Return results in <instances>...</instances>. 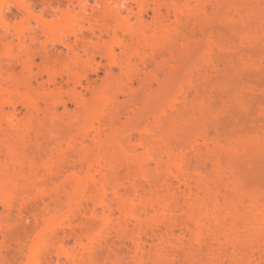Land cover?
<instances>
[{
  "label": "bare ground",
  "instance_id": "1",
  "mask_svg": "<svg viewBox=\"0 0 264 264\" xmlns=\"http://www.w3.org/2000/svg\"><path fill=\"white\" fill-rule=\"evenodd\" d=\"M90 1L68 0L69 5H73V9L65 11L66 13L62 16L63 23L69 25L71 20L75 22L78 20L77 15H80L88 26L82 24L79 32H72L74 40L65 38L66 40L58 41V43L68 48L74 62L70 59L69 61L75 63L76 67L85 65L90 68L96 61L99 51L103 52L100 57L113 59L117 63L120 57L118 58L117 51L112 46L116 41L113 40L115 43L110 42V45L105 39L106 36L111 35L112 28L109 22L114 21L116 27L113 28L114 38L119 39L121 34L119 31L123 30L122 41L119 39L118 45L115 44L121 48L122 63L118 65L121 66L119 69L122 70L123 78L121 76L120 79L118 78L119 84L115 77L121 74L119 72L117 75L113 68L106 72L109 77L106 76L109 80L115 78L117 87L114 85L116 82L112 84L110 81H107L109 85L104 86V89H102L103 84L94 87L90 82L92 76L89 78L90 76L85 74L87 69L83 73L84 76L79 77L81 75H76V71L71 69L69 71L70 66L67 68L70 73L66 76L63 74L69 88V96L67 95L69 99L68 101L60 99L61 94L59 96L58 94H63L66 90H64L63 82L60 81L62 75L59 77V73H55L53 70L55 67L53 68L52 65L56 62L63 63L64 66L67 64L64 63L63 58L54 57L47 47L38 49L43 59L42 67L39 68L41 71L38 70L37 73L38 77L32 73L36 61L31 54V56L24 54L26 58L21 56L16 60L18 61L16 65L19 63L36 77L33 78L34 80L31 79L32 75L28 80L15 75L14 63L9 65L8 77L4 78L3 73L6 71L2 72L3 67L0 65V95L2 97L0 100V208L3 207L5 210L3 212L11 222L21 223L26 236L33 237L29 246V256H27L30 263L264 264V187L247 189L239 180L238 170L235 171L236 162H233L239 156L248 153L247 150H252L251 146L264 145V136L256 131V133L247 134L246 137L238 136L235 142L232 138L225 140L217 137L218 135L213 136L208 128L210 126L206 127V125L214 120L206 123L207 115L205 114L208 113L206 109L210 110L209 107L207 108L209 106L207 100L213 98L218 91L222 93L227 91L226 88L225 90L211 83L212 79L219 77L228 66L233 65L235 58L240 59L248 69L255 70L262 67L263 61L259 63L252 56L251 50L259 44L264 47V12H262L264 9L254 12L251 8L246 9L242 6L243 4L234 3L235 6L234 4L232 6V0H96L94 3L97 6L92 4V7ZM25 6L23 7L26 12L31 11ZM150 9H152V17L149 21ZM254 15H259V21L255 22ZM58 16L57 18L60 17ZM212 16L222 19L226 17L224 18L226 25L229 24L228 26L232 27L228 28L240 32L239 42H228V45L223 43V40L216 35L218 30L212 23L214 19ZM45 17L39 15V25L36 26L41 34H44L43 36L49 37L53 34L49 37L53 39L56 37L54 33L59 32L56 26H60L59 23L62 20L59 22L58 19L57 25V19L53 18L54 16L52 17L54 22L49 20L51 23L48 22V17L47 19ZM219 18H217L218 22L221 20ZM132 19L135 22H132ZM4 30L8 33V29L4 28ZM21 30L10 34L11 38L8 34L1 33L0 46L7 45L11 48L16 39L23 48L27 46L28 39L32 41L31 44L42 41L39 31L30 33L31 31ZM63 30L64 28L61 29ZM199 41L202 44H199ZM46 42L47 40L43 41V43ZM193 44L203 49V54H200L199 61L193 64V70L189 68V71H192L189 73L190 78L187 79L186 85H180L179 89L177 85L173 88L175 86L173 85L170 88L173 89L166 92L169 94L164 100L167 84L175 82L168 78L174 79L176 76L178 79L177 74L184 69V64L180 60L183 59L184 54L192 51L195 46ZM112 65L110 66L113 67ZM167 67L169 69L166 73L163 69ZM90 69L89 71L93 70V68ZM161 71L167 74H164L165 78L161 77ZM168 80L170 82H166ZM33 81L39 84L38 89ZM135 82L139 85L136 86L137 89ZM9 83H12L11 88L7 86ZM154 84L158 86L156 89ZM109 86L114 90L113 95L108 93ZM80 88L90 90L94 101L86 99V94ZM33 89L38 96L31 94ZM250 90L257 91V88ZM10 91H13V95H9ZM172 91H175V94H171L170 97ZM142 92L147 94V96L144 95L146 99L143 97L144 101L141 99ZM17 93L19 96L22 95L20 101L11 97ZM159 96L164 98H161L163 102ZM157 99L161 101V104H157ZM87 100H91L92 104ZM43 102L44 109L41 104ZM70 103L79 110H76L78 112L76 117H74L76 114H71L70 117L75 118L74 121L71 119L73 121L71 125L74 127V133L78 131L79 138L76 135L78 140L73 137L76 141L74 142L73 139L70 143L67 141V147L64 146V149L61 146L63 142L61 135L64 133L60 134V132V135L55 137L61 136V142L57 137V141L54 139L55 142L50 148L55 152L60 145L61 151L57 149V153L61 152L63 156L57 157L62 158L61 164L56 163L53 167L54 164L51 162L53 163L52 160L55 159H52L54 152L47 155L50 151L47 150L48 152L45 151L47 154L44 153L49 156L48 159H51L50 164L53 166L46 169L47 175L42 173L41 176L40 173H34L32 168L35 169L38 166L37 161L30 158L28 160L32 152L27 147L33 129L36 135H34L36 141L33 147L40 149L42 144L41 129L33 128L37 114L47 113L46 115H50L51 118L53 114L51 115L50 111L55 112L60 105L65 108V111H69L67 113H71L73 111L68 109ZM153 103L159 105L158 108L154 109L156 105ZM20 105L29 112L28 122L26 120L25 124L22 123L23 125L17 116ZM152 105L154 106L149 108ZM99 106H102V109ZM93 108L97 109V113L94 114ZM56 113L57 111L54 116L57 117ZM142 115H145V119H142L145 122L142 125V122L138 121V124L142 125L137 127L136 132L139 136L130 133L132 129L122 131L124 125L131 124L132 120ZM198 116H205L206 119L203 120L201 117L204 121L202 122L199 120L201 118L197 119ZM262 117L263 122L264 116ZM70 118L66 120L70 122ZM123 118L127 120H124L126 122L122 123L121 127L119 122L123 121ZM214 118H217L216 122L219 121V117ZM46 119L48 118L45 117V123L48 122ZM197 123L206 128L200 127L203 131L200 129V131L191 132L190 126ZM138 124L135 123V125ZM46 125L50 126V124ZM39 126L41 128V125ZM211 127H214V124ZM53 128L55 129H52V132L56 130V127ZM179 130L182 135H186L183 137H189L187 134L190 130L191 134L195 133V137L190 135L193 138L189 137L186 141L178 133V136L186 143L178 142V138L177 141L170 142L172 140H168V137L172 136L171 139H173ZM182 130L187 134H183ZM261 130L264 132V126ZM70 131L72 136L73 130L70 129ZM50 134L52 133L49 132L48 136ZM104 135L105 138H103ZM27 150L31 152L29 155ZM62 150L65 152L62 153ZM188 151L194 153L196 160L195 163L192 161L194 164L189 160ZM69 153H71L70 156ZM26 160L30 167L26 166V168L22 165L23 162L27 164ZM46 164L49 165V162ZM34 165L37 166L34 168ZM20 167H24L27 171ZM38 168L40 167L38 166L37 170L42 169ZM59 211L65 212H62L64 216L60 213L64 219L59 216ZM5 215L4 218L9 221ZM48 215L50 218L47 217ZM55 216L58 218L55 219ZM60 218L62 221L65 220L63 224H57L62 222ZM5 219H0V236L6 239L8 238L6 234L9 235L6 233L7 230H13L16 225L9 226L12 223L8 225ZM3 223L9 226L7 227L9 229L3 227ZM71 239L74 242L72 244ZM3 240H1L2 243H4ZM2 243L1 247L7 250L6 243ZM1 247L0 252L4 251ZM98 247H103L102 254H99L102 250Z\"/></svg>",
  "mask_w": 264,
  "mask_h": 264
},
{
  "label": "rangeland",
  "instance_id": "2",
  "mask_svg": "<svg viewBox=\"0 0 264 264\" xmlns=\"http://www.w3.org/2000/svg\"><path fill=\"white\" fill-rule=\"evenodd\" d=\"M94 1L96 2V0H91L90 1V3H91V7H92V4H93V6H97L96 5V3H94ZM124 1H126V0H124ZM259 2V3H258ZM74 3H76V2H74ZM124 3H126V2H124ZM232 3V4H231ZM230 4L233 6V4L235 3H239L238 5H242V6H244V7H246V9L248 8H251L252 9V11H254V12H256L257 10H261V9H264V0H262V1H260V0H232V2H231ZM235 4H234V6H235ZM26 5V6H25ZM52 5V6H51ZM71 5V4H70ZM69 5V2H68V0H0V34L2 33V34H4V33H6V34H8L9 36H10V38H11V35L12 34H15V32H17V31H19L20 29H22L21 31H31L30 33H32V31L34 32V31H39L38 33H39V35H40V40H42L40 43L38 42V43H32L31 44V40H29L28 39V43H27V46H24V48L18 43V41H17V39L15 40V43H14V46L12 45V47L11 48H9V46H0V65H1V67H3L1 70H3L2 72H5V73H3V75H4V78H7L8 77V71H7V68H9V65L10 64H17V62H16V60H18V59H20L21 58V56H22V58H26L25 57V55L27 54L28 56H31V57H34L33 59L36 61L35 62V67H33V71L34 72H32L33 74L35 73V75L38 77V72L39 71H41L40 69V67H42V57H41V54H39L40 53V51H38V49H39V47L41 48V47H47V49H48V51L54 56V57H60V58H63L64 60H65V62H64V60H63V62L65 63V64H67V66H64V64L63 63H59V62H56L54 65H52V67L54 68H52L53 70H55V73L56 74H58L59 75V77H60V75H62L61 77H60V81H61V83L63 84V86H64V90H66V92H67V94H65L66 92H64L63 94L62 93H59L58 94V96L61 94V98L60 99H62V100H64V99H66L67 101H68V99H69V94H68V87H67V80H66V74L68 75L69 73H68V69H69V71H70V69L71 70H73L74 72L76 71V75L78 74V75H81V76H79V77H82V76H84V72H86V70L85 69H87V72L85 73L86 75H88V77L89 78H91V76H92V79H91V81L90 82H92L91 84L95 87H98V86H100V85H102L103 86V88L102 89H104V86L105 87H107V85H109V82L107 83V81H110V83H115L116 82V79L118 80L117 82H119L120 80V78L123 76L121 73V71L122 70H120L119 68H121V66L119 67V65L122 63L121 61L122 60H120V59H122L121 57V48L119 47V46H117L118 44H117V42H119L120 40L122 41V39H123V33H122V29H121V31H119V33L121 32V34H120V36H119V39L118 38H114V34H113V28H116L115 26H114V21H110L109 23L111 24V35L110 36H106V40H108L107 41V43L108 44H110L111 45V43L113 44V42L114 41H116V43L115 44H117V45H112L113 47H115V49H116V51H117V54H118V61H117V63H115L114 62V60L113 59H107V58H104L103 59V57H100L101 56V54H103V52L101 51H99V54H98V56L96 57V61L93 63V65L91 66L92 68H93V70H91L90 68H88V66L87 67H85V65L84 66H80V67H76L77 65L75 64V63H71V62H74V61H72L73 60V58L71 57L72 56V54H71V56H70V52H69V50H68V48L67 47H65L62 43L60 44V43H58V41H61V40H66V39H70V40H74L75 38H74V35L72 34V32H79L80 30H81V28H82V26L83 25H85V26H88V24L87 23H85V21L83 20V17H80V15H77V17H76V15L74 16V17H76V19H78V20H76L75 22H76V24H75V22H73L72 20H71V23H69V25L66 23V24H64L63 23V18H62V16L71 8V9H73V5H71L70 6ZM76 5V4H75ZM78 5V4H77ZM90 5V4H89ZM230 5V6H231ZM23 6H25V7H27L26 9H30L31 11H27L28 12V14H26L27 12L25 11V9H24V7ZM231 6V7H232ZM69 7V8H68ZM100 7V6H99ZM98 7V8H99ZM259 7H261V8H259ZM33 8V9H32ZM77 8V7H76ZM256 10H255V9ZM68 9V10H67ZM100 9V8H99ZM101 10V9H100ZM250 10V9H249ZM259 10V11H260ZM2 11V12H1ZM66 11V12H65ZM262 11V10H261ZM30 12H33L34 14H32L31 15V13ZM262 12H264V10L262 11ZM2 13V14H1ZM45 14V15H44ZM51 14V15H50ZM53 14H55V15H53ZM58 14H59V16H58ZM19 15V16H18ZM39 15H40V17H41V15L42 16H46L45 18L47 19V17H48V22L49 23H51V22H54L53 21V18H55V19H57L56 21H57V25H58V23L60 22V20H62L61 21V23H63V25L61 24V23H59L60 24V26L58 25V26H56V27H58L57 29H58V31L59 32H57L56 34H58V35H56L55 33H54V36H56V37H54L53 39H52V37L51 38H49L50 37V35H49V37H46V36H43L44 34H41V32H40V30H38V26H36V25H39V21H38V19H40L39 18ZM152 15V9H150V11H149V17H148V20L150 21L151 19H150V17H152L151 16ZM30 16V17H29ZM51 16V17H50ZM54 16V17H53ZM57 16L59 17V18H57ZM36 17H38V18H36ZM53 17V18H52ZM215 16H212V19L214 18ZM217 17V16H216ZM221 17V16H220ZM217 18H219V17H217ZM217 18H214L213 19V22L212 23H214V27H216V30H218V31H216V35H217V37L220 39V40H223L222 42L223 43H225L226 45H228L229 43L228 42H231V43H237V42H239V40H240V32H237V31H235L234 29L232 30V29H230V28H232V27H230V26H228L229 24H227L226 25V19L224 20V18H226V17H223V19L222 18H219V19H221V20H219V22H218V20H217ZM54 19V20H55ZM58 19H59V22H58ZM49 20H52L51 22L49 21ZM73 20H74V18H73ZM112 20V19H111ZM254 20H255V22H257V21H259V15H254ZM37 22V23H36ZM132 22H135V20L134 19H132ZM5 23H8L7 25L5 24ZM56 23V22H55ZM55 23H53V24H55ZM74 23V24H73ZM79 23V24H78ZM33 24V25H32ZM83 24V25H82ZM115 24H116V22H115ZM4 25V26H3ZM65 25V26H64ZM213 25V24H212ZM33 26V27H32ZM55 26V25H54ZM72 26V27H71ZM81 26V27H80ZM228 27H230V28H228ZM4 28H6V29H8V33L7 32H5L6 30H4ZM64 28V32L63 31H61V29H63ZM75 28V29H74ZM31 29V30H30ZM36 29V30H35ZM60 29V30H59ZM13 30V31H12ZM67 30V31H66ZM214 30H215V28H214ZM57 31V30H56ZM61 31V32H60ZM69 31V32H68ZM14 32V33H13ZM28 32V33H29ZM237 32V33H236ZM69 33V34H68ZM1 34V35H2ZM11 34V35H10ZM239 36H238V35ZM0 35V36H1ZM53 35V34H52ZM51 35V36H52ZM58 36V37H57ZM113 36V37H112ZM63 37V38H62ZM71 37V38H70ZM47 38H49V39H47ZM58 38V39H57ZM66 38V39H65ZM116 39V40H115ZM47 40V42L46 43H43V41L45 42ZM57 41V42H55V41ZM95 40V39H94ZM114 40V41H113ZM200 40V39H199ZM53 41V42H52ZM96 41V40H95ZM198 41V40H197ZM201 41V40H200ZM200 41H199V44H202V42L200 43ZM111 42V43H110ZM228 43V44H227ZM196 44V43H195ZM195 44H193V45H195ZM43 45V46H42ZM196 45H198V43L196 44ZM194 46V48H192V51L190 50L189 52H187L186 54H184V56H182L183 57V59L181 58V62L184 64V66H183V64H182V66L184 67V69H182V70H180V71H183L182 73L179 71V73L177 74V76H178V79H177V77L175 76V78L173 79H171V78H168L169 80H171V81H175L174 83L173 82H170L169 80L168 81H166V82H170V83H168L167 84V86L168 87H166L167 88V90L165 91V93L167 92V91H171L173 88H176V85H177V87H178V89H179V86L180 85H186L185 83L189 80V78H190V72L193 70L192 68L194 67V65L199 61L198 60V58H199V56L201 57V55L200 54H203V49L201 50V49H199L197 46ZM33 46V47H32ZM203 46H204V44H203ZM258 46V47H257ZM257 46H255L256 47V49H255V47H254V49L253 50H251L252 52H251V54H252V56L253 57H255L256 58V60H258V62L260 63V61H263V62H261V63H263V65H261L262 67H260L259 69H248L247 67H245V64H243L241 61H240V59H238V58H235L234 59V62H233V65H230V66H228L227 67V69L225 70V72L222 74V75H220L219 77H215V79L213 78L212 79V82L211 83H215L214 85L216 86H220V87H223L224 89L226 88L227 89V91H224V93H222L221 91H218L219 92V94H218V92H217V94L215 93V96L213 97V98H211L210 100H207V103H208V101H209V103H208V105L209 106H207V104H206V106H207V108L209 107L210 108V110H207L206 109V111L208 112V113H205L206 115H207V122L206 123H208L209 121H211V120H214V121H211L210 123H208L207 125H206V127L209 125L210 127H208L209 128V131H211V134L213 135V136H217V137H221L222 139H225V140H231V138H232V140H234L233 142H235V138L238 140V138L240 137V136H242V135H244L245 137L246 136H248L247 134H253L252 132H255L256 133V131H257V133L259 132V133H262L263 134V136H264V132L261 130L262 129V127L264 126V121L262 122L261 121V118H262V120H263V117L262 116H264V47L263 46H261V44H259V45H257ZM7 49H5V48ZM27 47H28V49H27ZM31 47V48H30ZM35 47V48H34ZM38 47V48H37ZM199 47H200V45H199ZM9 48V49H8ZM13 48V49H12ZM19 48L21 49V50H19ZM30 48V49H29ZM120 48V49H119ZM202 48H204V47H202ZM25 49V50H24ZM27 49V50H26ZM35 50V51H34ZM51 50V51H50ZM23 53H22V52ZM28 52V53H27ZM39 52V53H38ZM120 54H119V53ZM202 52V53H201ZM22 53V55H20ZM33 53V54H32ZM81 53H82V55H84V53H83V51L81 50ZM25 54V55H24ZM31 54V55H30ZM18 55H20V56H18ZM120 55V56H119ZM27 56V57H28ZM70 57V58H68V57ZM66 58V59H65ZM72 58V59H71ZM84 58H86L85 56H84ZM69 59H70V61H69ZM68 60V61H67ZM13 61V62H12ZM67 61V62H66ZM108 61V62H107ZM184 61V62H183ZM10 62H12V63H10ZM96 62H98V64H96ZM102 62V63H101ZM121 62V63H120ZM193 62V63H192ZM195 62V63H194ZM109 63H111V64H109ZM112 63L115 65V64H117L118 65V63H119V65L117 66V65H112ZM180 63V62H179ZM2 64H3V66H2ZM15 64V75H19L18 77L19 78H21V79H23V80H28V79H30V77H31V75H32V77H31V79H33V78H36L32 73H30V72H28L27 70H25L23 67H22V65H19V63H18V65H16ZM62 64V65H61ZM68 64H70L69 66H68ZM76 66H75V65ZM101 64H102V66H101ZM187 64V65H186ZM194 64V65H193ZM7 65V66H6ZM41 65V66H40ZM61 65V66H60ZM74 65V66H73ZM110 65H112L113 67H111ZM193 65V66H192ZM4 66H6V68L4 67ZM71 66V67H70ZM98 66V67H97ZM110 66V67H109ZM167 66V65H166ZM181 66V65H180ZM181 66V67H182ZM68 67H70V68H68ZM75 67V68H74ZM155 67V66H154ZM154 67H153V69H154ZM185 67H187V68H185ZM40 68V69H39ZM68 68V69H67ZM74 68V69H73ZM76 68H77V70H76ZM81 68H82V71H81ZM96 70H95V69ZM110 68L112 69H114V70H116L115 72L117 73V75L119 74V72H120V74L121 75H119V76H117V77H115L113 80H115V81H113L112 79L111 80H109V76H108V74H106V72L108 71V70H110ZM189 68H191L192 70L191 71H189ZM24 69V70H23ZM89 69L91 70V71H89ZM107 69V70H106ZM167 69H169L168 67L167 68H164L163 70L167 73ZM39 70V71H38ZM89 71V72H88ZM93 71V72H92ZM96 71H97V73H96ZM164 71H163V73H162V71H161V77H166L165 75H167L166 73H164ZM189 71V72H188ZM92 72V73H91ZM109 72V71H108ZM107 72V73H108ZM62 73V74H61ZM81 73V74H80ZM181 73V74H180ZM30 74V75H29ZM40 74V73H39ZM63 74H65V76L63 75ZM165 74V75H164ZM179 74H180V76H179ZM108 77H107V76ZM7 76V77H6ZM21 76H23V78L21 77ZM40 76V75H39ZM121 76V77H120ZM25 77V78H24ZM45 78H46V76H44ZM107 77V78H106ZM120 77V78H119ZM27 78V79H26ZM63 78V79H62ZM119 78V79H118ZM123 78V77H122ZM68 79V78H67ZM108 79V80H107ZM175 79H177V80H175ZM188 79V80H187ZM34 80V79H33ZM113 81V82H112ZM182 81V82H181ZM117 82L114 84V85H116V87H117ZM177 82V83H176ZM33 83H34V86L35 87H37V89H38V86H39V84L38 83H36L35 81H33ZM95 85H94V84ZM171 83H173V84H171ZM119 84H120V82H119ZM170 84H171V86H170ZM201 84H203V83H201ZM113 85V86H114ZM122 85V84H121ZM173 85H175V86H173ZM8 87H12V83H9L8 85H7ZM136 86H139L138 85V82H135V88L137 89V87ZM173 86V88L172 89H170L171 87ZM110 87V86H109ZM111 87H112V85H111ZM110 87V88H111ZM116 87L114 88L113 87V89H116ZM119 87V86H118ZM154 87H155V89H156V87H158V86H156V84H154ZM201 87H203L202 85H201ZM110 88H108L109 90V92L108 93H111V95H113V93H114V90H112V88H111V92H110ZM169 88V89H168ZM222 88V89H223ZM251 88H257V91H252V90H250ZM260 89V91H258L259 89ZM40 89V88H39ZM81 89V91L84 93V94H86V99L88 98V99H93L92 101H94V96L91 94V91L90 90H87L86 91V89L84 90V89H82V88H80ZM97 89V88H96ZM102 89H100V90H102ZM138 89H139V87H138ZM221 89V90H222ZM225 89V90H226ZM249 89V91H247ZM176 90V89H175ZM229 90V91H228ZM25 90H23V92H24ZM36 91H38V90H36ZM88 91H90V92H88ZM115 91H117V90H115ZM137 91H140V90H137ZM177 91V90H176ZM13 92V91H12ZM11 91H10V94L9 95H13V93H12ZM32 93V95H34L35 93V90L33 89V91H31ZM63 92V91H62ZM228 92V93H227ZM15 93V92H14ZM37 93V92H36ZM40 93V91L38 92V94ZM143 94H142V96H141V99H143V101H144V98L143 97H145L144 95L146 94V93H144V92H142ZM164 92H163V95L165 94ZM167 94H169V93H166L164 96V98H162L163 97V95H162V99H164V100H166V98H167ZM171 94H175V91L173 92H170V97H171ZM224 95V96H222V95ZM18 93L17 94H14V96H11V97H14L15 98V100H21L22 98V95H18ZM36 95V94H35ZM68 95V96H67ZM227 95V96H226ZM243 95V96H242ZM36 96H38V95H36ZM58 96H55V98L56 97H58ZM64 96V97H63ZM146 96H147V94H146ZM161 96V95H160ZM160 96H159V98H160ZM234 97V99H232L233 97ZM238 96V97H237ZM7 98H8V95L6 96ZM35 97V96H34ZM41 97V96H40ZM216 97V98H215ZM236 97V98H235ZM241 99H240V98ZM1 95H0V100H1ZM18 98V99H17ZM36 98V97H35ZM42 98V97H41ZM59 98V97H58ZM121 98V100H123V96H121L120 97ZM158 98V97H157ZM160 98V100L163 102V100ZM145 99H146V97H145ZM56 100H59V99H56ZM91 100H87L88 101V103H90V104H92L91 103ZM156 100V98L154 99V101ZM159 99H157V101H158V103L157 104H161V101H160ZM153 101V102H154ZM159 101H160V103H159ZM94 103V102H93ZM141 103H142V100H141ZM42 104V107H43V109H44V102L43 103H41ZM154 104V103H153ZM156 103L154 104V105H156V106H154V105H152V106H149V108L150 107H153L154 109H156V107L158 108V106L159 105H157ZM69 106V110H72L73 112H71V113H67V112H69L68 110L67 111H65V108L64 107H62L61 105L58 107V109L56 110L57 111V113H56V115H58L57 117L56 116H54L55 115V112L53 113L52 111H50L51 113V115L53 114V119H52V117L50 118V115L49 116H47L46 114L44 115V113L42 112V113H38L37 115H38V117H40V119L37 117V119H33L34 120V122H33V125H35V126H33V128H35V127H38V129L40 130L41 129V133H43V134H41V136L40 137H43V138H41V147H43V148H41L40 147V149H38V148H36V147H33V145H35L34 143V141H36V138H35V134H34V132H33V130L31 131L32 133H31V140H29V144H28V147L27 148H30V150H31V156H32V158H31V156H28L30 153H29V151L27 150V156H28V160H32V159H34L35 161H37V165L40 167V168H42V169H40V168H38V169H40V170H37V167L34 165V168L35 169H33L32 168V170H33V172L34 173H40V175L42 174V175H47V172L48 171H46V169L47 168H49L50 166L52 167L53 165H51V164H54V166L53 167H55V165H56V163L58 164H61L60 163V159H62L61 157L63 156L62 154H60L61 152H58L57 153V149H59L60 148V145L58 146V148L56 149V151L54 152V150L53 151H51V144L52 143H54L55 142V140L57 141V137L60 135V134H62V133H64V135H61L62 137H63V142H62V148H64L65 149V147H67V141L70 143L71 141H72V139L74 140V142L76 141L75 139H77V136H78V131L76 130L75 131V133H74V127L71 125V124H73V123H71V122H73L74 121V117H76L77 116V111H79L78 110V108L74 105V104H69L68 105ZM100 107V106H99ZM99 107H98V109H99ZM102 107V106H101ZM100 107V108H101ZM140 107H143V105H140ZM71 108V109H70ZM208 108V109H209ZM18 109H19V115L17 114V116H18V120H19V122L22 124V123H24V122H26V120H27V122H28V118H29V116L27 115L29 112H27V109H23V107L20 105L19 107H18ZM94 109V114H95V112H96V110H95V108H93ZM93 109H92V111H93ZM102 109V108H101ZM77 110V111H76ZM64 111H65V113H64ZM98 111H100V110H98ZM148 111V110H147ZM211 111V112H210ZM262 111H263V113H262ZM152 112V111H151ZM210 112V113H209ZM49 113V112H48ZM67 113V114H66ZM97 113V112H96ZM42 114V115H41ZM71 114L72 115H74V114H76L73 118L74 119H72V118H70L71 117ZM209 114V115H208ZM220 114V115H219ZM27 115V116H26ZM63 115H65L64 117H63ZM67 115V116H66ZM205 115V116H206ZM218 115V116H217ZM43 116V117H42ZM69 116V117H68ZM200 116V115H199ZM197 117V119H199V118H201V117ZM204 116V117H205ZM35 117V118H36ZM45 117H47L48 119H46V121L48 120V122H46L45 123ZM66 117V118H65ZM68 117V118H67ZM204 117H202L203 118V120L204 119H206V118H204ZM214 117H219V121H217L216 122V120H217V118H214ZM70 118V122L68 121V120H66V119H69ZM140 119V120H138V119ZM202 118L201 119H199V120H202ZM44 119V120H43ZM50 119H52V120H50ZM60 119V120H59ZM65 119V120H64ZM73 121H72V120ZM145 119V115H142V116H139V117H136L134 120H132V122H131V124L130 123H127L126 125H124L123 127H122V123H125L126 121H124V120H127L126 118H123V121H121V122H119V124L121 125V127H122V131L123 130H125V131H127V130H131L132 129V132H130V133H132V134H134V135H136V136H139V133L138 132H136L137 130H138V126L140 125V126H142L143 124H144V122H143V120ZM130 120V121H131ZM202 120V122H204ZM40 121V122H39ZM54 121H56V122H54ZM130 121H128V122H130ZM137 121V122H136ZM138 121H139V123H140V121L142 122V125L141 124H138ZM194 121V120H193ZM195 121H197L196 119H195ZM45 124H44V123ZM51 122V123H50ZM64 122V123H63ZM200 121H198V123H199ZM213 122H215V123H213ZM40 123V124H39ZM42 123V124H41ZM56 123V124H55ZM57 123H59V124H57ZM61 123V124H60ZM135 123H137L138 125H135ZM196 123V122H195ZM198 123H197V129H196V126L194 125V126H192L194 123H192V125L190 126V128H191V132H196L197 130H199L200 131V129L201 128H203V127H201L200 125H198ZM217 123V124H216ZM220 123V124H219ZM25 124V123H24ZM46 124H50V126L48 125H46ZM67 124H68V126H67ZM118 124V127H120V125ZM132 124H134L135 126H133ZM199 124H201V122L199 123ZM211 124V125H210ZM213 124H214V127H217V128H214V127H211V126H213ZM219 124V125H218ZM23 125V124H22ZM39 125H41V128H39L40 126ZM43 125V126H42ZM59 125V127H57ZM204 125V124H203ZM216 125V126H215ZM218 125V126H217ZM131 128H130V127ZM198 126H199V128H198ZM220 126V127H219ZM259 126H261V127H259ZM44 127V128H43ZM53 127H56V130H54L53 132H52V129H55V128H53ZM68 127H71V128H68ZM201 127V128H200ZM205 127V128H206ZM257 127V128H256ZM50 128V129H49ZM130 128V129H129ZM134 128V129H133ZM188 129H189V126L187 127ZM205 128H203V129H205ZM47 129H48V131H47ZM70 129L71 130H73L72 131V133H73V135L71 136V134L69 133V132H71L70 131ZM127 129V130H126ZM211 129V130H210ZM216 129H219V130H216ZM258 129V130H257ZM25 130V129H24ZM36 130V129H35ZM58 130V131H57ZM133 130H135V131H133ZM185 130H187V129H185ZM196 130V131H195ZM236 130H238V131H236ZM240 130V131H239ZM42 131H44V132H46V133H48L47 135H46V133L44 134V132H42ZM56 131H57V134H56ZM183 131V134L184 133H186V131H184V130H182ZM181 131V132H182ZM188 132L189 134H187V135H189V137H190V135L191 136H193V137H195V133H192L191 134V132ZM199 131H198V133H199ZM201 131H203L202 129H201ZM49 132L50 133H52V134H50V136H48L49 135ZM61 132V133H60ZM175 132V131H174ZM250 132V133H249ZM55 133V134H54ZM60 133V134H59ZM171 133V132H170ZM169 133V134H170ZM173 133V132H172ZM178 133H179V135L181 134L180 133V130H179V132H177V137H176V135H175V137L173 136V139H171L172 138V136L171 135H173V134H171V135H169V136H171V137H168V140H172V141H170V142H174V141H177V138H178V142H181L182 141V143H186V141L189 139V137L187 136V138L186 137H183V136H186L185 134L184 135H180L184 140H186V141H184L181 137H179L178 136ZM238 133H239V135H238ZM246 135H245V134ZM258 133V134H259ZM194 134V135H193ZM241 134V135H240ZM35 135V136H34ZM46 135V136H45ZM53 135V136H52ZM56 135H58L57 137H55ZM70 135V136H69ZM77 135V136H76ZM220 135V136H219ZM51 136H52V139H51ZM60 136V137H61ZM69 136V137H68ZM239 136V137H238ZM260 136H261V134H260ZM262 136V137H263ZM50 137V138H49ZM60 137H58V138H60ZM73 137H75V139L73 138ZM193 137H190V138H193ZM35 138V139H34ZM68 138H69V140H68ZM71 138V139H70ZM78 138H79V136H78ZM103 138H105V135L103 136ZM170 138V139H169ZM55 139V140H54ZM66 139V140H65ZM54 140V141H53ZM60 142H61V138L60 139H58ZM78 140V139H77ZM236 140V141H237ZM33 141V142H32ZM44 141H45V143H44ZM52 141V142H51ZM58 141V142H59ZM65 141V142H64ZM184 141V142H183ZM31 142V143H30ZM48 142V143H47ZM78 142V141H77ZM90 142V141H89ZM169 142V141H168ZM91 143V142H90ZM44 144H45V146H44ZM49 144V145H48ZM79 144V143H78ZM27 146V145H26ZM47 146H49L48 148H47ZM65 146V147H64ZM264 145H258V146H251L252 147V150H247L248 151V153H246V154H244V153H242V154H244V156H239L238 158H237V160L236 161H233V162H236L234 165L235 166H237V167H235V171H237L238 172V174H237V172H236V174L237 175H239V177H240V179H239V177H238V179L239 180H241L242 182H243V184L247 187V189L249 188V187H254V189H258L259 187V189H261V187H264V147H263ZM22 148H23V146H21ZM20 147V148H21ZM251 147H250V149H251ZM256 147V148H255ZM261 147V148H260ZM21 148V149H22ZM50 148V149H49ZM20 149V150H21ZM23 149H26V148H23ZM22 149V150H23ZM38 150V151H37ZM47 150H50L49 152L47 151ZM60 151H61V149H59ZM48 152V154L46 153V152ZM63 151V150H62ZM47 154V155H50V153L51 154H53V152H54V155L52 156V159L53 158H55V159H53L52 161H53V163L51 162V159H48V157L49 156H47L45 153ZM65 152V150L62 152V153H64ZM45 154L44 156H42V155H40V154ZM36 154V155H35ZM70 154L71 153H69V156H70ZM188 156H189V160L192 162H196V160H195V158H194V153L192 152V151H188ZM34 155V156H33ZM58 155H62L61 157H57ZM37 156H38V158H37ZM191 157H193V158H191ZM30 158V159H29ZM58 158V159H57ZM27 159V158H26ZM193 159V160H192ZM25 160V159H24ZM23 160V161H24ZM28 160H26L25 162L28 164ZM48 160V161H47ZM50 160V161H49ZM55 160V161H54ZM59 160V161H58ZM34 161V162H35ZM38 161H40V163H38ZM57 161V162H56ZM228 161L230 162V159H228ZM42 162V163H41ZM49 162V165L48 164H46V163H48ZM50 162H51V164H50ZM62 162V161H61ZM71 162H73V161H71ZM192 162V163H193ZM229 162H227V160H226V164H228ZM48 166H46L45 164ZM120 163V162H119ZM193 163V164H194ZM27 164H24V162L22 163V165L23 166H29V164L27 165ZM35 164H36V162H35ZM42 164V165H41ZM118 164V163H117ZM116 164V167L118 168V166L119 165H117ZM42 166V167H41ZM46 168H45V167ZM58 166V165H57ZM30 167V166H29ZM28 167V168H29ZM44 167V168H43ZM121 167V166H120ZM22 170L24 169V167H20ZM27 168V167H26ZM122 168V167H121ZM45 169V170H44ZM119 169V168H118ZM123 169V168H122ZM25 171H27V169H24ZM28 170H31V169H28ZM42 170V171H41ZM120 170V169H119ZM46 171V172H45ZM121 171V173H123V170H120ZM83 173H85L86 174V172H83ZM82 173V174H83ZM85 174H83V175H85ZM41 175V176H42ZM242 184V183H241ZM255 187H257V188H255ZM246 189V188H245ZM250 189H252V188H250ZM61 199H63V197L61 198ZM61 202H63L62 200H61ZM60 202V203H61ZM62 204V203H61ZM63 205H64V203H63ZM62 205V206H63ZM61 206V207H62ZM60 207V206H59ZM3 207H1L0 208V219L2 220V218H3V220L5 219L4 218V215H5V212H3ZM64 210V209H63ZM5 211V210H4ZM58 212V211H57ZM62 212H64V211H62ZM62 212H60L59 211V216L61 217L62 215L64 216V213L62 214ZM62 215H61V214ZM57 214V213H56ZM55 214V215H56ZM57 214V215H58ZM6 216V215H5ZM52 216V215H51ZM63 216H62V218H63ZM48 218H50L49 217V215L47 216ZM56 217V216H55ZM6 218H8L7 216H6ZM58 218V216L55 218V219H57ZM9 219V218H8ZM52 220H53V218H51ZM55 219H54V221H55ZM64 219V218H63ZM6 221H8L7 219H5ZM60 220L62 221V219L60 218ZM6 221H5V224H6ZM63 221H65V220H63ZM63 221L62 222H58L57 224H63ZM3 222V221H2ZM8 223V225L9 224H11V225H9V226H12V225H16V226H14L12 229L13 230H7L8 232H6V233H9V235L8 234H6V236L8 237V238H4V240H3V238H1V236H0V247H1V240H3V242L4 243H2V244H5L6 245V248H7V250H4L2 247H1V250L3 249L4 251H1V252H3L1 255L2 256H0V263L1 264H32L33 262H31L30 263V259H28V257L27 256H29L28 255V253H29V246H30V244H31V241H32V239H33V237L31 238V237H28V236H26V234H25V232H24V230H23V228L24 227H22L21 226V223H19V224H16V223H13V221L11 222V220L9 219V221L7 222ZM27 223V222H26ZM26 223H25V225H26ZM4 224V223H3ZM3 225V227L5 226L6 227V229H9V228H7V227H9V226H7V225ZM28 224H29V222H28ZM23 225V224H22ZM24 225V226H25ZM22 228H21V227ZM27 226V225H26ZM20 227V228H19ZM17 228V230H15ZM95 228H96V226H95ZM6 229H4V230H6ZM10 232H11V235H10ZM13 232V233H12ZM7 240V241H6ZM6 241V242H5ZM72 242H73V239H71V244H72ZM74 243V242H73ZM5 248V247H4ZM98 248H100V250H102L99 254H102L103 253V251H104V249H103V247H98ZM97 248V250H99ZM102 248V249H101ZM99 250V251H100ZM99 251H97V252H99ZM0 252V253H1ZM4 254V255H3ZM27 260L29 261L28 263H27ZM35 264V263H34Z\"/></svg>",
  "mask_w": 264,
  "mask_h": 264
},
{
  "label": "snow or ice",
  "instance_id": "3",
  "mask_svg": "<svg viewBox=\"0 0 264 264\" xmlns=\"http://www.w3.org/2000/svg\"><path fill=\"white\" fill-rule=\"evenodd\" d=\"M36 264H39V262H36Z\"/></svg>",
  "mask_w": 264,
  "mask_h": 264
}]
</instances>
